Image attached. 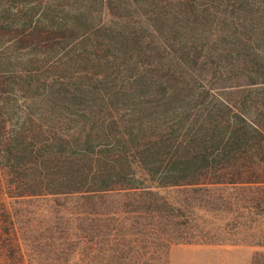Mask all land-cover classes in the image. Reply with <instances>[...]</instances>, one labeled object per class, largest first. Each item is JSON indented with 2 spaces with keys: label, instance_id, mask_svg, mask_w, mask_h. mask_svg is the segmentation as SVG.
<instances>
[{
  "label": "trees",
  "instance_id": "16d2710c",
  "mask_svg": "<svg viewBox=\"0 0 264 264\" xmlns=\"http://www.w3.org/2000/svg\"><path fill=\"white\" fill-rule=\"evenodd\" d=\"M134 164L221 218L177 219ZM263 213L264 0H0V264L263 246Z\"/></svg>",
  "mask_w": 264,
  "mask_h": 264
},
{
  "label": "rangeland",
  "instance_id": "374dc122",
  "mask_svg": "<svg viewBox=\"0 0 264 264\" xmlns=\"http://www.w3.org/2000/svg\"><path fill=\"white\" fill-rule=\"evenodd\" d=\"M133 170L141 186L156 190L166 201L180 206L181 215H178L177 219L196 225L203 223L211 225L221 218L219 211L216 210L217 202L213 198L222 192L192 191L193 188L186 186H158L139 164H134ZM120 198L121 196L117 195L107 197L105 211L110 212L109 215L116 209V202ZM262 222L264 230V213ZM254 256L261 261V264H264V245L241 243L234 238L233 241L174 243L168 248L166 260L167 264H251Z\"/></svg>",
  "mask_w": 264,
  "mask_h": 264
}]
</instances>
